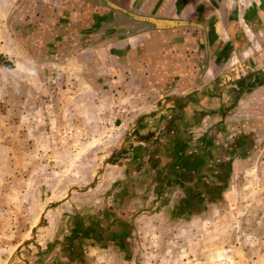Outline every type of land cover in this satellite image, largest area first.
Returning <instances> with one entry per match:
<instances>
[{
    "label": "crops",
    "instance_id": "crops-1",
    "mask_svg": "<svg viewBox=\"0 0 264 264\" xmlns=\"http://www.w3.org/2000/svg\"><path fill=\"white\" fill-rule=\"evenodd\" d=\"M50 42L90 87L131 85L117 133L131 140V195L143 186L151 203L144 222L175 210L226 234L235 220L264 264V0H0V56L51 66Z\"/></svg>",
    "mask_w": 264,
    "mask_h": 264
},
{
    "label": "rangeland",
    "instance_id": "rangeland-1",
    "mask_svg": "<svg viewBox=\"0 0 264 264\" xmlns=\"http://www.w3.org/2000/svg\"><path fill=\"white\" fill-rule=\"evenodd\" d=\"M45 46L51 66L0 56V264H252L235 220L226 234L175 210L144 222L151 203L143 186L131 195V140L117 133L131 85L90 87Z\"/></svg>",
    "mask_w": 264,
    "mask_h": 264
},
{
    "label": "water",
    "instance_id": "water-1",
    "mask_svg": "<svg viewBox=\"0 0 264 264\" xmlns=\"http://www.w3.org/2000/svg\"><path fill=\"white\" fill-rule=\"evenodd\" d=\"M142 20L153 24L157 29L174 28V27H179L185 24V23L178 22V21H163V20H157V19H152V18H147V19H142Z\"/></svg>",
    "mask_w": 264,
    "mask_h": 264
}]
</instances>
